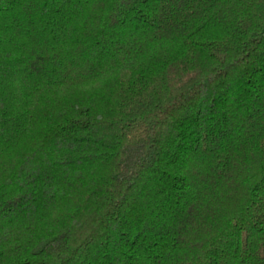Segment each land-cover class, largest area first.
Wrapping results in <instances>:
<instances>
[{"label": "trees", "instance_id": "16d2710c", "mask_svg": "<svg viewBox=\"0 0 264 264\" xmlns=\"http://www.w3.org/2000/svg\"><path fill=\"white\" fill-rule=\"evenodd\" d=\"M0 264H264V0H0Z\"/></svg>", "mask_w": 264, "mask_h": 264}]
</instances>
